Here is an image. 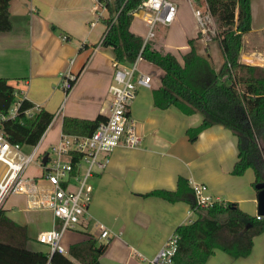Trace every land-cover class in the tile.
Listing matches in <instances>:
<instances>
[{
	"label": "crops",
	"instance_id": "obj_1",
	"mask_svg": "<svg viewBox=\"0 0 264 264\" xmlns=\"http://www.w3.org/2000/svg\"><path fill=\"white\" fill-rule=\"evenodd\" d=\"M98 1L9 0L11 27L0 31V77L14 87V100L26 98L33 103L30 112L43 107L53 113L38 141L42 157L60 139L63 116L92 119L98 114L107 117L110 112L108 86L114 54L111 46L101 44L109 11L102 3L104 8L97 12ZM188 3L191 10L199 6L197 0ZM250 9L251 28L241 37L238 60L264 67V42L252 41L248 36L255 32L251 2ZM196 35L195 23L182 46L163 48L179 56L188 49L187 39ZM197 47L200 53L206 51L209 58L211 55L215 69L221 65L214 58L215 51L221 53L219 46L212 49L214 54L211 46ZM221 56L223 59L222 53ZM140 61L150 64L139 58L136 68ZM67 71L77 76L65 91L61 74ZM135 72L151 77L150 86H139L129 104V114L140 135L139 144L115 147L104 168L87 177L91 185L90 201L75 226L62 231L63 254H67L69 244L93 236L98 242H107L98 257L100 264H148L147 260L156 255L177 225L195 218L188 200L192 196V181L205 184L207 192L219 200L233 202L240 210L258 215L253 170L247 168L241 175L231 173L237 154L232 131L213 124L189 141L186 129L199 124L201 114H183L174 106L165 109L154 106L152 89L159 86L162 70L139 68ZM27 146L30 150L31 146ZM42 170L39 161L29 163L25 170L26 177L41 185L37 187L38 193L10 192L1 206L8 218L25 226L28 249L51 254L46 244L36 240L38 232L60 226L51 210L34 204L49 190ZM180 178L182 184L174 201L146 195L159 189L175 191ZM77 186L73 182L70 185L72 189ZM100 224L107 229V237H100ZM204 264H264V231L253 237L248 255L234 258L217 249Z\"/></svg>",
	"mask_w": 264,
	"mask_h": 264
},
{
	"label": "trees",
	"instance_id": "obj_2",
	"mask_svg": "<svg viewBox=\"0 0 264 264\" xmlns=\"http://www.w3.org/2000/svg\"><path fill=\"white\" fill-rule=\"evenodd\" d=\"M99 1L109 11L101 44L112 47L114 59L133 63L141 57L162 70L159 86L152 89L154 106L160 109L174 106L183 114L200 113L199 124L186 129L189 141H194L202 130L213 124L229 128L236 137L237 147L231 173L241 175L251 168L252 184L264 182V67L238 60L241 37L251 28L250 0H205L218 23L215 37L223 61L217 69L206 51H198L199 32L187 39L188 49L177 56L131 31L132 11L141 0ZM8 4L9 0H0V31L11 27ZM13 92L14 87L0 77V111H6L14 102ZM33 106L31 101L22 98L16 116L0 125L10 142L33 146L39 141L53 113L43 107L30 112ZM105 119L102 114L92 119L65 115L61 131L89 135ZM79 156L74 155L73 160ZM181 184L180 178L177 190H152L146 195L174 201ZM191 194L188 200L195 218L177 225L174 230L177 247L173 264H204L217 249L234 258L248 255L253 237L264 231V216L257 218L224 200L200 206L195 202L192 188ZM27 239L25 226L8 218L0 206V264H77L70 257L79 264H100L98 257L107 245L90 236L69 244L67 254L57 251L47 254L28 249Z\"/></svg>",
	"mask_w": 264,
	"mask_h": 264
},
{
	"label": "built area",
	"instance_id": "obj_3",
	"mask_svg": "<svg viewBox=\"0 0 264 264\" xmlns=\"http://www.w3.org/2000/svg\"><path fill=\"white\" fill-rule=\"evenodd\" d=\"M202 7L194 6L193 15L196 20L197 32L200 38L208 39L217 32L214 16L205 0ZM104 8L102 2L95 5L97 12ZM177 6L174 0H141L138 7L132 11L146 26L144 41L153 37V27L156 23L170 24L176 17ZM217 34V33H216ZM125 63L113 59L112 78L108 86L110 95V112L104 121L98 123L89 135L62 133L56 144L49 146L46 162L42 163V177L49 185V190L42 199L34 201L38 206L51 210L54 218L60 221L59 227H52L37 233L36 240L46 244L50 252L62 253L65 247L61 243L62 231L72 228L86 210L91 197V185L87 177L94 170L102 169L108 161L111 151L117 146H137L140 141L136 123L129 114V104L135 97L139 86L149 87L151 77L139 72L134 79L136 62ZM75 75L69 71L61 74V86L68 91L72 86ZM22 98H16L6 111H0V125L8 118L17 114ZM29 110H27V113ZM22 146L10 142L0 128V162L5 170L0 179V206L10 192L26 194L38 193L41 186L35 179L25 176L29 163L39 161L42 154L39 143L31 146L29 152H23ZM80 154L78 159L73 156ZM85 167L80 173L81 164ZM79 170V172H78ZM72 179L77 180V188L72 189ZM191 188L197 205L206 206L215 201H221L207 192V186L201 182L192 181ZM260 215H257L259 218ZM100 237H107V229L99 225ZM177 247V234L168 236L155 256L148 259V264H173L172 256Z\"/></svg>",
	"mask_w": 264,
	"mask_h": 264
},
{
	"label": "rangeland",
	"instance_id": "obj_4",
	"mask_svg": "<svg viewBox=\"0 0 264 264\" xmlns=\"http://www.w3.org/2000/svg\"><path fill=\"white\" fill-rule=\"evenodd\" d=\"M177 6V12H176V17L173 23L169 25H162L159 23H156L153 27V32L154 36L149 38L148 41L152 44L155 45V47H161L163 46H182L185 42V35H189V32L192 30L194 24L196 23L195 17L193 15V12L190 8V5L188 3V0H174ZM252 8L254 10V15H255V20L252 23L253 25V31L251 32L248 36L250 37V40L255 41L259 40L260 42H264V0H250ZM200 7L203 5V2L200 1L198 3ZM216 27L218 28V23L214 17ZM263 26V27H262ZM262 27V28H260ZM130 28L133 30V32L140 34L141 36L145 35V26L143 22L136 16L134 15L131 23H130ZM218 31V29H217ZM215 32L214 35H210L208 39H202L198 38L196 40L197 46H211V52L214 54V58L217 63L222 62V56L219 51L213 52L212 49H214L218 45L217 38L215 37L217 34ZM253 34H256L253 35ZM209 56V53H208ZM210 59L211 55H210ZM151 64V63H150ZM148 64L144 61H140L137 66H139L140 69L144 71H151L152 69L156 72V70H159V67L154 65V64ZM219 66H217L218 68ZM137 67V69H139ZM137 73L135 72L134 74V79L136 78ZM153 76V75H152ZM154 79V76H153ZM260 146L262 148V143H260ZM21 150L23 152H29V146L23 145ZM81 170L80 173L82 172L83 168L85 167V164H81ZM5 170L4 165L0 162V174ZM73 183H77V180L72 179Z\"/></svg>",
	"mask_w": 264,
	"mask_h": 264
},
{
	"label": "water",
	"instance_id": "obj_5",
	"mask_svg": "<svg viewBox=\"0 0 264 264\" xmlns=\"http://www.w3.org/2000/svg\"><path fill=\"white\" fill-rule=\"evenodd\" d=\"M46 154L41 159L42 163L46 162ZM257 189V209L256 212L260 216H264V182H258L254 185Z\"/></svg>",
	"mask_w": 264,
	"mask_h": 264
}]
</instances>
